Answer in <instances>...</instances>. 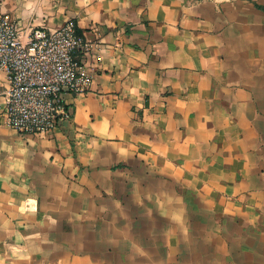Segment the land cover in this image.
<instances>
[{
	"label": "crops",
	"instance_id": "obj_1",
	"mask_svg": "<svg viewBox=\"0 0 264 264\" xmlns=\"http://www.w3.org/2000/svg\"><path fill=\"white\" fill-rule=\"evenodd\" d=\"M72 19L86 91L22 134L0 69V264H264V0H0Z\"/></svg>",
	"mask_w": 264,
	"mask_h": 264
},
{
	"label": "built area",
	"instance_id": "obj_2",
	"mask_svg": "<svg viewBox=\"0 0 264 264\" xmlns=\"http://www.w3.org/2000/svg\"><path fill=\"white\" fill-rule=\"evenodd\" d=\"M83 47L72 19L56 29H31L22 42L17 22L0 15V69L8 80L2 115L9 126L22 134L47 133L71 117L63 93H82L90 84L76 56Z\"/></svg>",
	"mask_w": 264,
	"mask_h": 264
}]
</instances>
